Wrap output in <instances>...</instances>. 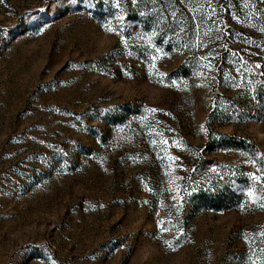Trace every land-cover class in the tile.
Masks as SVG:
<instances>
[{
  "label": "rangeland",
  "instance_id": "374dc122",
  "mask_svg": "<svg viewBox=\"0 0 264 264\" xmlns=\"http://www.w3.org/2000/svg\"><path fill=\"white\" fill-rule=\"evenodd\" d=\"M0 264H264V0H0Z\"/></svg>",
  "mask_w": 264,
  "mask_h": 264
}]
</instances>
